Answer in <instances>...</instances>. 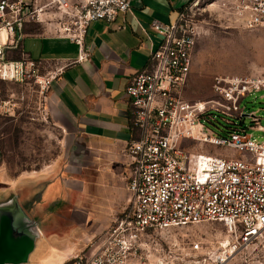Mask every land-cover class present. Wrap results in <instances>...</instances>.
<instances>
[{"label":"built area","instance_id":"1","mask_svg":"<svg viewBox=\"0 0 264 264\" xmlns=\"http://www.w3.org/2000/svg\"><path fill=\"white\" fill-rule=\"evenodd\" d=\"M195 1L168 25L151 23L161 41L151 52L150 68L137 72L125 88L132 136L121 153L124 210L64 264H253L249 253L264 243V143L235 124L223 136L201 132L211 111L240 116V99L264 88V78L217 75L216 99L183 98L202 32ZM220 1L237 27L264 29V0ZM130 10V0H0V81L44 92L62 71H46L22 50L28 25L83 49L92 23L112 22ZM206 226L221 228L222 236L204 240Z\"/></svg>","mask_w":264,"mask_h":264},{"label":"crops","instance_id":"2","mask_svg":"<svg viewBox=\"0 0 264 264\" xmlns=\"http://www.w3.org/2000/svg\"><path fill=\"white\" fill-rule=\"evenodd\" d=\"M130 1L129 12L89 26L83 49L39 25L26 28L22 50L25 40H40L46 55L30 57L46 71L62 67L46 99L70 143L59 167L10 181L0 178V197L15 193L36 223L39 237L29 264H64L102 234L126 204L120 161L132 131L124 91L137 72L150 68L151 52L161 41L151 23L168 25L190 0Z\"/></svg>","mask_w":264,"mask_h":264},{"label":"rangeland","instance_id":"3","mask_svg":"<svg viewBox=\"0 0 264 264\" xmlns=\"http://www.w3.org/2000/svg\"><path fill=\"white\" fill-rule=\"evenodd\" d=\"M195 3L194 19L202 32L193 52L183 98L188 101L216 99L212 79L217 75L264 78V29L237 27L227 18L220 0H196ZM40 49V40L24 41L28 56L42 58L46 54ZM46 91L40 92L35 85L0 81V178L6 181L47 173L59 167L68 152L70 143L65 141V130L50 113ZM239 108L238 117L209 112L212 120L205 119L202 134L223 136L236 128L235 124L255 141L264 143V88L246 94L240 99ZM197 149L236 156L208 145H199ZM201 230L205 231L202 238L208 242L223 234L216 226ZM248 261L264 264V243L249 253Z\"/></svg>","mask_w":264,"mask_h":264},{"label":"water","instance_id":"4","mask_svg":"<svg viewBox=\"0 0 264 264\" xmlns=\"http://www.w3.org/2000/svg\"><path fill=\"white\" fill-rule=\"evenodd\" d=\"M26 211L17 203L15 193L0 197V264H29L39 232Z\"/></svg>","mask_w":264,"mask_h":264},{"label":"flooded vegetation","instance_id":"5","mask_svg":"<svg viewBox=\"0 0 264 264\" xmlns=\"http://www.w3.org/2000/svg\"><path fill=\"white\" fill-rule=\"evenodd\" d=\"M122 172H123V160L120 161V177H121V180H123V178H122ZM124 207H125V206H123L122 209H120V210L117 212V214L113 217V219L111 220V222H110V224L108 225V227L112 224V222L114 221V219H115L116 217L121 216V214H122V212H123V210H124ZM108 227H107V228H108ZM107 228H106V229H107ZM106 229H105V230H106ZM105 230H104V231H105ZM104 231H103V232H104ZM103 232H102V233H103ZM93 242H94V241H93Z\"/></svg>","mask_w":264,"mask_h":264},{"label":"trees","instance_id":"6","mask_svg":"<svg viewBox=\"0 0 264 264\" xmlns=\"http://www.w3.org/2000/svg\"><path fill=\"white\" fill-rule=\"evenodd\" d=\"M234 127H235V126H234ZM233 129H234V128H233ZM233 129H232V130H233ZM229 133H230V132H229ZM227 134H228V133H227Z\"/></svg>","mask_w":264,"mask_h":264}]
</instances>
